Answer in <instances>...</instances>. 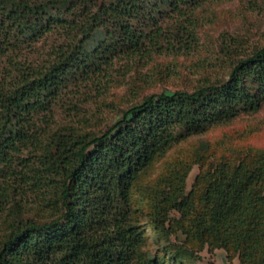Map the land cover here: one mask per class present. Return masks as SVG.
<instances>
[{"label":"trees","instance_id":"trees-1","mask_svg":"<svg viewBox=\"0 0 264 264\" xmlns=\"http://www.w3.org/2000/svg\"><path fill=\"white\" fill-rule=\"evenodd\" d=\"M208 1L0 0V67L22 40H61L51 62L0 72V217L14 191L37 193L59 214L14 227L0 264H142L134 189L175 144L261 108L264 47L239 60L227 80L152 94L94 136H49L35 118L69 82L92 80L117 61L193 50L194 12ZM208 151L202 143L197 157ZM185 169L161 177L150 199L153 229L176 258L195 262L208 246L240 264H264V152L200 172L189 194ZM173 236L184 241L173 244Z\"/></svg>","mask_w":264,"mask_h":264},{"label":"rangeland","instance_id":"rangeland-1","mask_svg":"<svg viewBox=\"0 0 264 264\" xmlns=\"http://www.w3.org/2000/svg\"><path fill=\"white\" fill-rule=\"evenodd\" d=\"M197 46L189 52L154 54L149 59L117 61L92 80L69 82L50 111L39 113L35 122L49 136L78 134L94 136L105 131L122 114L143 99L163 92H193L228 79L233 66L264 47V0H210L194 12ZM60 39L49 35L37 42L22 40L0 72L16 74V68L51 62ZM88 43V49L96 45ZM16 68H13V66ZM21 64V65H20ZM202 143L209 151L197 157ZM249 150L264 152V101L255 113H240L227 124L209 128L175 144L157 158L133 191V220L143 236L142 264H240L237 256L208 246L199 259H178L152 226L150 199L159 180L174 170L188 168L185 192L193 190L196 177L219 162L236 163ZM186 170V169H185ZM185 171H182V174ZM37 193L14 191L0 217V247L20 222L50 221L59 214L37 199ZM170 217L178 218L176 211ZM184 241L173 236L172 243ZM195 250L197 249L194 247ZM132 264H139L134 260Z\"/></svg>","mask_w":264,"mask_h":264}]
</instances>
